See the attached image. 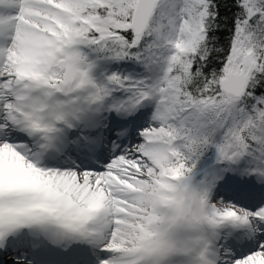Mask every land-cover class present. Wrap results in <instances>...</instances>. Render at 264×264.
Returning <instances> with one entry per match:
<instances>
[{
    "label": "snow or ice",
    "instance_id": "snow-or-ice-1",
    "mask_svg": "<svg viewBox=\"0 0 264 264\" xmlns=\"http://www.w3.org/2000/svg\"><path fill=\"white\" fill-rule=\"evenodd\" d=\"M0 264H264V0H0Z\"/></svg>",
    "mask_w": 264,
    "mask_h": 264
}]
</instances>
